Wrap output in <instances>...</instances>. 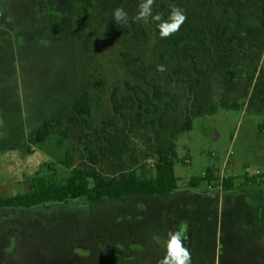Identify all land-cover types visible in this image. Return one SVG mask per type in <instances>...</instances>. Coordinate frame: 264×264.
<instances>
[{
	"label": "rangeland",
	"instance_id": "rangeland-1",
	"mask_svg": "<svg viewBox=\"0 0 264 264\" xmlns=\"http://www.w3.org/2000/svg\"><path fill=\"white\" fill-rule=\"evenodd\" d=\"M87 1L0 0V195L26 194L42 179L53 182L68 176L63 163L70 143L59 139L30 143L32 134L46 120L74 105L88 91L96 96L93 122L100 127L114 114L110 98L115 88H119V97L148 94L153 98L152 83L157 79L161 83V97L154 100L158 107L149 108L153 112L145 114L143 125L134 128L132 157L149 166L157 161L154 153L173 145L179 190L220 192V184L210 190L207 181L197 188L190 186L192 178L204 177L209 169L219 183L222 177H234L235 188L227 193H248L249 197H241L244 203L239 209L251 216L235 222V229L250 241L257 240L264 250V230L258 228L264 210V112L257 111L260 96L252 80L264 57L243 62L233 81L224 74L222 63L200 75L194 72L191 59L182 58L178 47L162 42L151 18L142 22L148 32L145 42L111 32L108 25L114 10L122 7L134 19L141 0H92L84 13ZM246 3L222 0L230 9L223 37L238 33L264 46L259 19L236 14ZM41 41L48 43L45 46ZM123 53L163 65L166 71L147 80L136 78L128 71ZM180 62L184 68L176 76ZM166 74L172 80L166 81ZM182 79L199 83L191 91ZM251 98L255 107L249 106ZM222 100L240 106L224 108ZM200 105L205 110L193 117V128L172 136L174 126L184 120L183 114ZM213 106L216 112L211 110ZM167 109L172 123L163 128L158 121ZM124 113L130 116L136 110ZM152 122L155 124L149 125ZM127 160V167H132L130 154ZM249 175L255 177L256 184H246ZM217 194L211 197L217 199ZM167 195L156 200L136 196L92 203H47L34 209L0 208V264H154L150 245L166 251L172 230L164 223L172 208L166 202L172 194ZM220 201L221 205L213 203L217 212L222 206L229 212L239 210L237 199L228 204L222 196ZM177 202L184 210L199 206ZM228 214L219 215L225 227L236 218ZM225 238L219 224L214 241L218 244Z\"/></svg>",
	"mask_w": 264,
	"mask_h": 264
},
{
	"label": "trees",
	"instance_id": "trees-1",
	"mask_svg": "<svg viewBox=\"0 0 264 264\" xmlns=\"http://www.w3.org/2000/svg\"><path fill=\"white\" fill-rule=\"evenodd\" d=\"M91 1H87L83 8L84 13H88V8L93 5ZM170 4L183 9L187 19L177 33L161 40L167 46L178 47L183 59H191L193 70L197 74L206 75L211 72L215 64L222 63L226 67L224 74L233 81L241 73L243 62L264 55V46L252 41L246 35L235 33L229 38L223 37L230 9L222 4V0H168L166 3L155 0L153 14L163 13V18L167 19L170 14ZM258 11L261 13L258 14ZM236 14L256 16L264 28V0H247ZM154 24L159 34L157 23ZM108 27L117 36L130 35L138 42L148 40V32L144 24L137 23L130 17L127 24H118L113 19ZM171 57L173 58V55ZM123 58L128 71L136 78L147 80L149 76H160L157 66L147 63L141 56L123 53ZM183 68V63H178L174 75H179ZM165 79L170 81L172 76L166 74ZM182 80L189 84L191 91L199 83L194 79ZM252 80L254 91L260 96L261 105H258L257 111L264 112V63L256 80L254 77ZM152 86L153 98L148 94L144 97L139 95L119 97V88H115L110 98L114 114L100 127H96L93 122L96 96L88 91L84 92L74 105L60 111L53 119L46 120L32 134L30 143H42L53 139L66 140L70 143L63 163L69 169L68 176L53 182L42 179L33 184L30 192L26 194L9 198L0 195V208L34 209L47 203L69 204L74 201L92 203L136 196L149 198L174 193L179 188V179L174 171L173 145L154 153L157 164L153 170L145 163L140 164L139 159L131 155L130 144L134 128L143 125L145 114L153 112L149 108L158 107L154 100L161 97V83L155 79ZM255 102L251 98L249 106L255 107ZM221 106L238 108L240 104L222 100ZM131 109L136 110V113L126 116L124 111ZM204 110V106L200 105L195 110L183 114L184 120L174 126L172 136L181 131L191 130L193 117L202 115ZM211 110L216 112L217 108L213 106ZM158 123L163 128L172 123L168 109ZM152 124L155 123L149 125ZM128 154L132 161L130 168L127 167ZM235 180L231 176L225 177L223 188L226 190L234 188ZM206 181L210 185L220 184L219 180L217 182L215 179L213 170L209 169L204 177L192 178L190 186L198 187ZM245 182L247 185L256 184L257 180L252 177Z\"/></svg>",
	"mask_w": 264,
	"mask_h": 264
},
{
	"label": "flooded vegetation",
	"instance_id": "flooded-vegetation-1",
	"mask_svg": "<svg viewBox=\"0 0 264 264\" xmlns=\"http://www.w3.org/2000/svg\"><path fill=\"white\" fill-rule=\"evenodd\" d=\"M157 196L149 198L156 200ZM231 196L233 197L231 198ZM246 196L249 197L246 192L240 195L230 192L224 195V200L229 204V202L237 199L236 207L239 209L240 203H244L241 197ZM166 202L172 205V208H169L168 215L165 213V226L170 227V229L173 227L178 229L182 222L187 223L184 246L191 253V264H264V250L261 244L255 239L250 241L251 238L250 240L247 239L235 229V222L240 223L241 219L251 217L246 215L245 211L239 209L229 212L225 206H222L217 212L214 210L213 203L221 205L222 201L216 198L198 200L199 206L197 208L185 210L178 207L177 198L174 196H168ZM225 212L229 213L230 218L236 217L233 220L234 223L231 221L228 227H225L224 222L219 220V215H225ZM261 212L263 216L258 228L264 230V210ZM214 218H217L216 223H214ZM219 224L222 225V231L226 238L217 244L214 239ZM150 248V257H153V263L157 264L166 251L159 250L154 245H150Z\"/></svg>",
	"mask_w": 264,
	"mask_h": 264
},
{
	"label": "clouds",
	"instance_id": "clouds-1",
	"mask_svg": "<svg viewBox=\"0 0 264 264\" xmlns=\"http://www.w3.org/2000/svg\"><path fill=\"white\" fill-rule=\"evenodd\" d=\"M154 3L155 0H141L134 20L137 23H148L151 18L152 21L157 23L161 39H167L180 30L181 26L186 22L187 16L183 9L175 4H170V14L167 19H164L163 13L153 14ZM113 18L118 24H127L129 19L127 12L122 7L114 10ZM41 43L46 46L48 42L41 41ZM157 71L165 72L166 68L163 65H158ZM186 233V222H182L177 230L169 231L166 253L158 260L157 264H191V253L184 246Z\"/></svg>",
	"mask_w": 264,
	"mask_h": 264
},
{
	"label": "crops",
	"instance_id": "crops-1",
	"mask_svg": "<svg viewBox=\"0 0 264 264\" xmlns=\"http://www.w3.org/2000/svg\"><path fill=\"white\" fill-rule=\"evenodd\" d=\"M261 57L263 59L264 55L261 56ZM259 70H260V68H258V70H257L256 78L258 76ZM256 78H255V80H256ZM236 182H237V180H235L234 185H235ZM242 184H243V181H242ZM193 188H197V187H193ZM234 188H232L230 190H226V189L223 188V189L220 190V192L218 190H216V191L214 190L211 193L209 192L208 194H205V193H202V192L201 193L194 192L195 190L193 191V189L189 191V190H179L180 188H178L174 193H172V196L177 198V200H179V201H182V202H185V203H188V204H193V206L194 205L197 206L199 204L198 200L213 198V197H211V195H213V193H218L217 194V199L220 200V198L222 196H224L227 192L233 190ZM184 191H186V192H184ZM174 230H177V229L175 227H173L171 231H174ZM185 243H186V239L184 240V244Z\"/></svg>",
	"mask_w": 264,
	"mask_h": 264
},
{
	"label": "built area",
	"instance_id": "built-area-1",
	"mask_svg": "<svg viewBox=\"0 0 264 264\" xmlns=\"http://www.w3.org/2000/svg\"><path fill=\"white\" fill-rule=\"evenodd\" d=\"M190 162L191 161L188 159L187 160V163H190ZM156 164H157V161L156 162L153 161L152 163H150V165H149L150 166V169H152V170L155 169L156 168ZM250 177H252V176L249 175L248 178H250ZM248 178L244 179V181L248 180ZM223 179H224L223 177L220 179V185L218 187V189H220V190L223 189ZM214 187H215L214 184L213 185L212 184L211 185L210 184L208 185V189H210V190H213L211 188H214Z\"/></svg>",
	"mask_w": 264,
	"mask_h": 264
}]
</instances>
